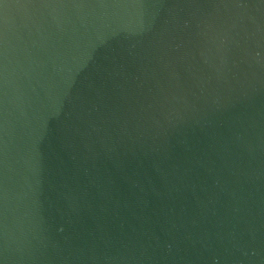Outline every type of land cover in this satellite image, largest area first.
Wrapping results in <instances>:
<instances>
[{
    "label": "water",
    "instance_id": "1",
    "mask_svg": "<svg viewBox=\"0 0 264 264\" xmlns=\"http://www.w3.org/2000/svg\"><path fill=\"white\" fill-rule=\"evenodd\" d=\"M0 264H264V0H0Z\"/></svg>",
    "mask_w": 264,
    "mask_h": 264
}]
</instances>
